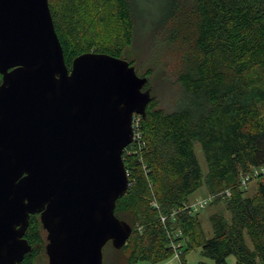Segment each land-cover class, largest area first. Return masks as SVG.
Wrapping results in <instances>:
<instances>
[{
    "label": "trees",
    "instance_id": "16d2710c",
    "mask_svg": "<svg viewBox=\"0 0 264 264\" xmlns=\"http://www.w3.org/2000/svg\"><path fill=\"white\" fill-rule=\"evenodd\" d=\"M59 1L48 5L68 68L81 54L121 58L131 47L133 0ZM163 6L153 26L160 58L155 54L136 74L147 78L144 90L159 75L174 98L165 107L150 94L145 116H138L142 141L131 154L123 151L129 186L114 209L132 233L121 249L110 243L103 248L102 264L109 246L113 264H157L175 253L173 244L181 239L211 264H264V180L251 182V194L249 184L240 186L251 166L264 165V0H165ZM103 20L112 25L108 34ZM195 143L205 158V177ZM202 183L212 196L209 204L223 206L209 216L208 239L197 213L187 208ZM42 234L31 216L25 233L31 251L20 264H34Z\"/></svg>",
    "mask_w": 264,
    "mask_h": 264
},
{
    "label": "water",
    "instance_id": "95a60500",
    "mask_svg": "<svg viewBox=\"0 0 264 264\" xmlns=\"http://www.w3.org/2000/svg\"><path fill=\"white\" fill-rule=\"evenodd\" d=\"M0 264H20L31 215L47 264H102L132 229L123 150L151 100L126 60L84 53L68 68L48 0H0Z\"/></svg>",
    "mask_w": 264,
    "mask_h": 264
},
{
    "label": "rangeland",
    "instance_id": "374dc122",
    "mask_svg": "<svg viewBox=\"0 0 264 264\" xmlns=\"http://www.w3.org/2000/svg\"><path fill=\"white\" fill-rule=\"evenodd\" d=\"M136 10L134 15L135 29H134V40L130 48L125 50V54L120 58L126 60L132 67L137 70L138 74L148 68L149 63L152 61V56L156 54L159 56L161 51L159 49V43L155 40V34L153 26H155V21L160 19V12L163 9V4L165 0H133ZM53 5L59 4V0H50ZM103 33L108 34L111 32L112 25L107 24L106 20H103ZM87 29H89L93 34L95 33V28L91 22L87 23ZM155 40V42H154ZM155 43V44H154ZM94 53L93 51H91ZM160 72V71H159ZM159 76V75H158ZM157 75L151 77L150 79V94L157 97L162 106H167L170 98H174L173 92H168V87L165 82H163ZM171 96V97H169ZM194 151L198 164L201 168L203 177L206 176L207 166L205 162L204 155L201 151V148L198 143L194 144ZM254 183H250L247 188V193L251 194L253 192ZM208 198L207 188L204 183L191 195L188 196V206H192L199 201H203ZM223 208L222 203L216 205H210L209 202H206L204 206L200 209H197V217L199 218L201 229L208 239L212 236V227L209 221L210 214L215 211H219ZM228 216L227 213H225ZM172 234L175 236L179 235L177 229L172 231ZM42 239L45 241V233L42 234ZM43 241L42 247L36 245V248L39 250V253L34 261V264H47V257L45 255L44 247L45 243ZM178 243L174 242V245ZM180 248L177 249L176 253H173L171 257L157 264H199L200 262H205L211 264V261L202 257L200 248H187V245L184 240H180L177 245ZM110 247V246H109ZM109 247L106 248L105 259L107 264H113L115 256L112 253H109ZM182 261H180L181 258ZM229 262H233V257H230ZM137 264H150L145 262H138Z\"/></svg>",
    "mask_w": 264,
    "mask_h": 264
},
{
    "label": "built area",
    "instance_id": "2783aa9c",
    "mask_svg": "<svg viewBox=\"0 0 264 264\" xmlns=\"http://www.w3.org/2000/svg\"><path fill=\"white\" fill-rule=\"evenodd\" d=\"M138 126H139L138 116L134 115L132 118V123H131L132 132H133L132 142L123 150L128 155L132 153L134 145L139 146V144H141L142 137H141V134L138 130ZM261 179L264 180V165L251 166L247 173L242 174L240 176V186L243 188H246L248 186V184H250L251 182H253L255 180H261ZM226 195L229 196V191H226ZM211 200H212V196H208L207 199H205L203 201H199L198 203H196L192 206H188L187 208L190 209V211L192 213H195V212H197V209L202 208L206 202H209ZM161 221L164 222V218H161ZM176 237H178V235ZM177 245L173 244V249L175 250V253L177 252V249L179 247Z\"/></svg>",
    "mask_w": 264,
    "mask_h": 264
},
{
    "label": "flooded vegetation",
    "instance_id": "af4514ba",
    "mask_svg": "<svg viewBox=\"0 0 264 264\" xmlns=\"http://www.w3.org/2000/svg\"><path fill=\"white\" fill-rule=\"evenodd\" d=\"M35 215H36V217H37L38 220H39V215H38V214H35ZM35 215H31V216H35ZM31 216H30V217H31ZM29 220H30V218H29ZM39 222H40V220H39ZM40 225H41V223H40ZM27 228H28V227H27ZM41 228H42V225H41ZM26 230H27V229H26ZM42 232H43V234L45 233V241H46V231H45L43 228H42ZM25 233H26V231H25ZM25 233H24L23 238L26 240V238H25ZM26 241H27V240H26ZM43 241H44V240H43ZM45 241H44V242H45ZM46 243H47V241H46ZM46 243H45V245H46ZM107 244H109V242L106 243V245H107ZM106 245H105V246H106ZM105 246H104V247H105ZM104 247H103V248H104ZM44 251H45V247H44ZM45 255H46V254H45ZM46 257H47V256H46ZM47 262H48V259H47Z\"/></svg>",
    "mask_w": 264,
    "mask_h": 264
}]
</instances>
